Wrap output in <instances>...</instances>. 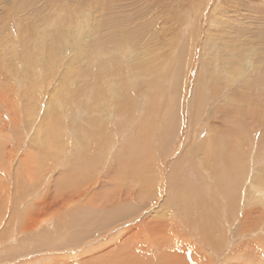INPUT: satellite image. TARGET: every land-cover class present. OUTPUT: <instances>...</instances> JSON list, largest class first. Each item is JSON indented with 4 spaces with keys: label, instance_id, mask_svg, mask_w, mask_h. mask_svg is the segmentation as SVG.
I'll list each match as a JSON object with an SVG mask.
<instances>
[{
    "label": "rangeland",
    "instance_id": "374dc122",
    "mask_svg": "<svg viewBox=\"0 0 264 264\" xmlns=\"http://www.w3.org/2000/svg\"><path fill=\"white\" fill-rule=\"evenodd\" d=\"M222 49L255 50L252 76L215 61ZM216 82L241 87L243 112L212 118L231 133L203 172L180 159L213 137ZM154 219L182 236L146 240ZM142 257L264 264V0H0V264Z\"/></svg>",
    "mask_w": 264,
    "mask_h": 264
},
{
    "label": "bare ground",
    "instance_id": "6f19581e",
    "mask_svg": "<svg viewBox=\"0 0 264 264\" xmlns=\"http://www.w3.org/2000/svg\"><path fill=\"white\" fill-rule=\"evenodd\" d=\"M255 50H251L250 52H247L248 54H246V56H244V57H241V61H243V62H241V61H236V59H237V55H231V54H228L226 51H224V49H222L221 51H212L211 52V56H214V57H216L215 59V61H219V62H221L222 64H223V66L225 67V68H227L228 67V65H229V63L231 62V63H234V65H235V67H237V68H240L242 71L241 72H243V73H245L246 75H248L249 74V77H251L252 76V68H251V66L253 65V63H254V60H253V58H252V60L250 59V55L252 56L255 52H254ZM214 53V54H213ZM211 59V58H210ZM258 62V61H257ZM214 63V62H213ZM212 64V63H211ZM232 65V64H231ZM233 66V65H232ZM231 68V67H230ZM228 69V68H227ZM232 69V68H231ZM219 74V73H218ZM218 74L217 73H215V76H211V79H213V78H216V77H218ZM210 75V74H209ZM212 75V74H211ZM214 75V74H213ZM222 75V74H221ZM202 78V77H201ZM222 83H223V81H222ZM218 85H219V83H214V84H209L208 86H209V89L207 90V95H209V96H211V102H213V104H212V107H208V108H204V114H203V119L201 120V121H203V123H206L207 124V126H208V130L209 131H212V134H213V137H211V133H209L207 136H206V138H204L203 140H201V143H200V141H197V140H195L194 142H192V147H191V149H189L188 150V153L187 154H182L183 156H182V158L180 159V161H183L184 162V157H186V156H188V158L186 159V163H188L189 161H192L193 162V160H194V158H195V156L197 157V159H200V162H201V164H200V166H201V170L204 172V171H207L206 170V162L208 161V159H210V162H211V160H213L214 162H223V161H225L226 160V156H225V154H226V152H225V150H223V147H222V145L220 144V143H217V142H219V140H222V135L223 134H229V133H231V130L229 129V128H224L225 130H223L222 131V127H226V125L224 124V122H218V127H220L219 128V130L221 131V132H219V131H217V132H214L213 131V126H215V120H212V118H219L218 120L220 121V119L222 118V115H231V116H235V115H237L240 111L241 112H243V109H242V107L240 108V105L238 104V103H233V99H241L242 97H243V95L241 94V93H239V91H241L240 90V88L241 87H236L235 86V88H234V90H233V88H232V85H225V86H221V87H218ZM222 85V84H221ZM198 88H197V90H196V96H198L199 98L202 96H204V94H206V91L204 92V93H202V94H198V91H202V90H204V88H205V86H206V84H205V82H202V83H200V79L198 80ZM223 87H225V88H223ZM195 88H196V86H195ZM230 93H234V95H233V97L231 98L230 97ZM201 97V98H202ZM195 100V99H194ZM220 101H224V102H220ZM201 103V102H200ZM225 105V106H222V105ZM227 104V105H226ZM216 106H219V107H216ZM216 107V108H215ZM221 108V109H220ZM151 109V108H150ZM249 109V108H248ZM219 112V113H218ZM251 113H253V112H251ZM251 113H250V111L249 110H247V111H245L243 114H244V117L246 118V120L248 119V120H250L251 118H253L254 116L253 115H251ZM255 115V114H254ZM90 118V117H89ZM92 119V118H91ZM199 119V118H198ZM223 119L225 120V118L223 117ZM140 120V119H139ZM167 122V121H166ZM166 122H164V125L162 124V126L164 127V128H166V129H168L167 127H169V126H167V125H165V123ZM169 123V122H168ZM198 123L199 122H195V124L198 126V127H202L201 125H198ZM201 123V122H200ZM228 123V122H227ZM226 123V124H227ZM93 124V123H92ZM194 124V125H195ZM204 125V124H203ZM227 126H228V124H227ZM93 127V126H92ZM218 127H216V130L218 129ZM229 127V126H228ZM136 130H137V128H136ZM139 130V129H138ZM170 130V129H169ZM195 132H197V128L195 127L194 129H193ZM163 133L160 135V138L161 139H163V140H168L167 139V137L169 136V131H166L165 129H163ZM233 132H235V131H233ZM215 133H217L218 135H219V138L218 139H215ZM158 136V135H157ZM200 137V136H199ZM199 137H198V135H197V133H196V135H195V138L196 139H199ZM203 137V136H202ZM187 145V144H186ZM207 146H209V147H207ZM229 149H230V147H229ZM150 152V151H149ZM185 152V151H184ZM153 155V154H152ZM189 156H191V158H192V160H190L189 159ZM152 157V156H151ZM228 159V158H227ZM196 160V159H195ZM199 161V160H198ZM212 163V162H211ZM224 163V162H223ZM225 164V163H224ZM216 165V164H215ZM220 165V164H219ZM140 166V165H139ZM230 166H231V164H230ZM229 166V167H230ZM150 167V166H149ZM115 172V171H114ZM144 172V171H143ZM140 173H141V171H140ZM135 174V173H134ZM119 175V174H118ZM213 178H215V177H213ZM262 178V177H261ZM56 183V182H55ZM142 184V183H141ZM26 187V186H25ZM136 190V189H135ZM125 192L127 191V190H124ZM170 191H172V190H170ZM122 192V191H121ZM134 192V191H133ZM119 193V192H118ZM127 194H129V192L127 191L126 192ZM141 193V192H140ZM143 193V192H142ZM141 193V194H142ZM127 194H125V193H123L122 195H125V197L124 198H127L126 196H127ZM122 195H121V197H122ZM94 196V195H93ZM119 196V194H116V195H114L113 194V196H110L111 197V199H113L114 197H118ZM120 197V198H121ZM142 196H134V200H136V201H139V200H141L142 198H141ZM150 197V196H149ZM151 199V198H150ZM144 200H146V199H144ZM147 201V200H146ZM165 201V200H164ZM141 202V201H140ZM166 202V201H165ZM166 203H169V201H167ZM147 204H148V202L145 204V207L147 206ZM164 205H165V203H163ZM202 204H203V199L200 197V196H198L197 197V199H196V206H197V208H198V210H199V214H198V217H199V219L201 218V213H200V211H201V207H202ZM93 205V204H92ZM124 205V204H123ZM101 208V207H100ZM117 210H118V208H117ZM106 214V213H105ZM116 214L117 215H119V216H121L119 213H117L116 212ZM179 214H177V218H175V219H177V220H179V221H182V216H178ZM108 219V218H107ZM175 219H169L168 221H162L161 219H154V220H148V223L150 224V227H152V229H150L149 231H147L145 234H144V236L146 237V240H148V241H150V242H152L153 240L149 237V235L147 234V233H150V234H154V235H157V234H160L161 232H160V230H163V232H164V235L165 236H167V237H169V238H167L168 239V241H167V239H164L163 238V240L164 241H162L161 240V242L163 243H161L160 245H166V243L168 244V245H171V243H172V241H171V239H172V237L174 238V237H176L177 239H179L181 236H182V234H181V232L179 233V232H176V231H174V232H172L174 229H176L175 228V226L176 225H174L173 227H172V231L169 229L168 230V228L170 227V225H171V223L173 224L174 223V220ZM195 219H197V217L195 218ZM141 221H143V220H141ZM198 221H200V220H198ZM197 222V221H196ZM194 223V222H193ZM180 225H182V224H179V226ZM186 226V225H185ZM177 227V226H176ZM181 227V226H180ZM177 228H179V227H177ZM156 230V233H154L153 232V230ZM189 229V228H188ZM248 234V233H247ZM158 238L160 239V238H162V237H159L158 236ZM108 242V241H107ZM164 242H165V244H164ZM190 249V248H189ZM183 254V253H182ZM184 255V254H183ZM189 255V254H188ZM142 258H144V260H142V259H139L137 262L139 263V264H146V258L145 257H142ZM157 264V263H156Z\"/></svg>",
    "mask_w": 264,
    "mask_h": 264
}]
</instances>
